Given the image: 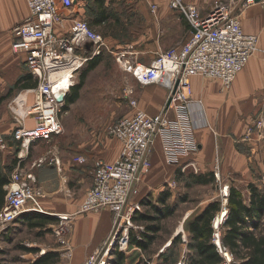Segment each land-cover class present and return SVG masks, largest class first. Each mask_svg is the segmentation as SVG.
I'll use <instances>...</instances> for the list:
<instances>
[{
	"label": "built area",
	"instance_id": "2783aa9c",
	"mask_svg": "<svg viewBox=\"0 0 264 264\" xmlns=\"http://www.w3.org/2000/svg\"><path fill=\"white\" fill-rule=\"evenodd\" d=\"M79 1L83 0H25L27 17L11 29V49L24 56L23 66L37 84L30 91L33 103L27 107L23 118L31 119V126L24 120L12 133V140L19 145V150L16 167L4 187L6 196L0 210V235L23 214H47L41 206L44 194L36 187L34 175L21 168L22 152H27L32 143L49 142L62 133L59 115L63 112L66 94L76 83L78 72L86 62L109 52L103 37L86 21L75 18L74 9ZM236 2L238 0L215 2L210 13L202 17L194 5L169 0V7L186 20L191 34L181 47L159 53L147 66L135 61L132 53L127 51L110 52L120 69L130 74L138 85L164 87L170 103L159 114L148 116L131 100L132 113L108 127V134L121 144L118 158L112 163L95 162L92 186L73 215H49L58 221L54 233L60 244L66 245L63 237L74 216L107 209L114 217V236L120 232L115 249L117 246L120 250L127 247L129 229L137 228L132 224V217L140 212L138 202H129L138 196V187L150 171V154L156 139L160 141L166 165L182 175L191 166L192 174H197L191 157L199 152L201 145L194 136V123L189 113L192 103L190 79L216 80L223 88H228L258 50V36L242 30ZM255 3L264 6V0H244L240 7ZM155 9V6L151 7V11ZM66 22L71 24L70 36L56 35L55 27L63 29ZM83 45L89 47V53L84 56L77 53ZM66 72L64 78L62 74ZM8 149L7 139L0 135V152L5 153ZM44 162L39 160L38 165ZM74 162L83 165L85 158L76 157ZM213 176L219 183L217 169ZM228 191L226 186L220 190L224 201ZM226 212L227 209H222L212 221V244L222 259L219 264H232V255L222 246L218 232ZM43 253L41 251L40 255ZM84 264L106 263L97 252Z\"/></svg>",
	"mask_w": 264,
	"mask_h": 264
},
{
	"label": "crops",
	"instance_id": "0c3cea01",
	"mask_svg": "<svg viewBox=\"0 0 264 264\" xmlns=\"http://www.w3.org/2000/svg\"><path fill=\"white\" fill-rule=\"evenodd\" d=\"M228 1L182 0L185 5L197 7L202 17L210 13L215 2ZM243 1L236 2V13L242 30L247 34L258 36V51L237 75L225 95H221L220 83L216 80L205 82L200 77L190 79L192 99L200 98L203 104L202 111L200 105L195 102L189 106V113L195 126V138L201 145L199 152L191 159L199 162L201 158L202 161L212 164L210 172L214 170L216 162L220 163L219 174L221 173L222 179L237 175L264 181V140L255 139V136H252L249 141L244 140L248 125L245 122L264 116V6L255 3L242 8L240 6ZM81 2L75 6V18L86 21L95 33L103 37L109 49V52L104 53L127 51L132 53L135 61L145 66L149 65L159 53L181 47L191 34L186 20L169 7V0H83ZM152 6L156 7L154 11H151ZM24 8L25 19L27 17L25 3ZM70 29L71 24L66 22L63 29L55 27L54 32L58 36L69 37ZM77 53L84 56L85 53H89V47L83 45ZM17 57L18 59L14 60L7 55L6 64L1 63L7 68L9 74L0 77V93L5 88H12L15 85H12L13 82L16 83L18 79L28 74L24 70L18 72V75L10 76V67H14L13 70H15L18 64L23 65L24 56L20 54ZM86 63L81 69L85 68ZM102 64L103 62H100L88 73L79 90L78 100L69 106L68 114L81 97L94 101L104 96H111L109 87L105 88L104 84L92 82L93 75ZM118 68L124 78V82L119 86L118 97L128 102L134 100L138 110L148 116L159 114L166 105L167 90L159 85L140 86L130 74L122 71L119 66ZM81 69L77 74L76 83ZM31 90L22 89L26 94L23 104L25 107L33 102ZM115 94L117 95L116 92ZM93 103L88 100L81 111L91 113L95 107ZM127 106H122L118 113L127 114L124 117L130 115L133 109L129 104ZM204 120L213 128L201 126ZM228 120L230 122H227ZM28 125L31 126V124ZM62 127L69 139L80 136L82 131V128L73 121L63 123ZM7 141L9 149L4 153L5 156H0L2 175H11L17 163L18 148L14 146L13 140L12 143L10 139ZM92 142L99 148L95 147L88 156H84L86 163L83 165L74 162V158L79 155L74 156L75 154L71 153L72 150H60L51 157L43 155L31 158L28 151L22 152L24 169L34 175L36 187H39L44 194L41 206L46 215H73L79 209L85 193L92 186L94 160L101 159L104 163H112L118 158L121 144L117 139L102 142L98 137ZM39 160H46V162L39 166ZM150 162V171L140 184L138 196L142 194L141 189L144 187H154L155 184L159 185L172 177L173 167L166 165L158 139L152 147ZM163 191L161 190L160 193ZM136 202L140 203L138 200ZM113 221L114 217L107 209L95 213L78 214L68 224V233L63 237L66 245L60 244V240L56 239L57 247L49 248L48 251L41 249L28 262H33L45 253H56L59 255V264H84L90 256L99 252L104 246L113 230ZM57 223L55 219L52 225ZM67 250L70 252L66 253ZM41 251L44 252L42 255H40Z\"/></svg>",
	"mask_w": 264,
	"mask_h": 264
},
{
	"label": "rangeland",
	"instance_id": "374dc122",
	"mask_svg": "<svg viewBox=\"0 0 264 264\" xmlns=\"http://www.w3.org/2000/svg\"><path fill=\"white\" fill-rule=\"evenodd\" d=\"M24 3L25 0H0V77L5 76V74H9L7 73V68L1 64L3 62L6 64L5 57L9 55L14 60L18 59V55L13 53L11 49V43L13 41L11 29L25 17L26 11ZM100 62H103V64L93 75L92 82L100 85L104 84L105 88L109 87L112 93L111 96H104L103 98L95 99L94 101L93 99L91 100L81 97V99L77 101L76 106H73V109L69 114L68 112L70 109H68V111H63L59 115L62 126L63 123L67 124L73 121L74 124L82 128L80 136H73V139H69L68 134L64 132V127H62V133L53 138L51 141H41L30 144L28 146L30 158L32 156L43 155L51 157L60 150H72L71 153L75 154L74 156L79 155L77 157H84L88 156L95 147L99 148L94 145V142H92L94 138L99 137L102 142H105L106 140L108 142L113 140L114 137L108 134V127L127 115L120 114L118 111L122 106L128 107L127 105L129 102L123 100L121 97H118L119 86H121L124 82V78L122 72L118 68L115 56L110 53H104L100 57L98 65ZM13 68L14 67H10V76H13V74L18 75V72H23L25 70L22 63L18 64L17 68L15 67V70H13ZM201 79L205 82L211 80L205 78ZM14 84L15 83L13 82L12 85ZM231 85L228 88H223L220 85L219 91L221 95H225L229 91ZM13 87L14 86H12V88H5L3 92L0 93V135L4 136L7 140L10 139V143L13 142V131L23 124L24 120H26L28 124H31V122H29L31 119H23L28 106H24L23 111L21 112L17 102V99L24 94V92L22 89H16ZM190 91V101L199 104L202 111V100L200 98L196 100L192 99L193 92L191 85ZM88 100L92 103L94 102L93 104L95 105L93 111L89 114L81 111L87 105L85 102ZM103 103L108 104L104 105ZM85 109L89 110V108ZM206 122L204 120L201 126L207 128L212 127L208 122ZM227 122H230V120ZM245 123H248V125L247 130L245 131L246 136H244V140L249 141L252 136H255V139L259 138L264 140V116L253 119V121H246ZM13 143L15 144L13 145L18 148L17 150H19V145L15 142ZM14 149L16 148L14 147ZM3 155L4 153L0 152V156L3 157ZM96 161H101V159L94 160V164ZM191 161L195 163L197 170V172H195L197 173L196 176L190 175L194 173L191 166L185 170L184 175H177V170L172 168V177L166 182L159 185L155 184L154 187H144L141 189L143 192L140 196L137 198L132 197L130 199L129 204L136 203L137 200L140 202V212L149 215V217H157V213L153 212V210L148 206H142L141 202H147L149 200L151 204H156V200L160 196L161 190H167L170 194V197L164 206H167L168 209L172 210L171 216L156 222L148 220L147 222L141 224L134 223L132 220V224L137 228L129 229V237L130 235H134L137 238L142 236V234L147 231L146 227L149 225H156L159 227V232L157 233L152 234L151 232H148L150 235H153L155 239L148 250L143 251L138 249L135 246L130 245L129 242L127 243V247L120 250L117 246L115 249L114 246L117 245L120 232L114 236L115 229H113L104 246L99 250L100 256L104 259L106 264H191L190 257L193 255L194 250L189 244V225L208 205L212 203L217 202L220 207V211L216 213L215 216L219 215L222 209L228 210L227 198L226 201H224L222 197H220V190L222 187L226 186L228 189H236L239 193H241L245 203H247L249 195L247 190L248 185H253L258 189H262L264 187V181L262 180L259 181V179H252L250 177L242 178L237 175H232L231 177L223 179L220 176L219 183L214 179L213 181L210 180L207 182V184H198L195 177L201 176L207 180L208 178L206 175L210 173L212 164L210 165V163L202 161L201 158L199 159V162L195 159H191ZM49 164H51V162ZM219 164L220 163L216 162L214 166V170L217 169L218 172H220ZM21 168H24L23 163H21ZM0 170H2L1 164ZM164 206L161 205L159 209H162ZM182 225L184 227L183 231L181 230ZM56 227L57 224L51 225L41 231L39 229H30L27 224H23L21 222L9 225L6 231L0 235V264H20L28 262L31 258L36 256L35 253H25L20 249L22 247L38 249V251L41 249L48 251L49 248L52 249L57 247V236L54 233ZM218 232L221 236V225ZM118 253L123 255L122 260L118 259ZM232 264H239V262L234 261L233 256Z\"/></svg>",
	"mask_w": 264,
	"mask_h": 264
},
{
	"label": "trees",
	"instance_id": "16d2710c",
	"mask_svg": "<svg viewBox=\"0 0 264 264\" xmlns=\"http://www.w3.org/2000/svg\"><path fill=\"white\" fill-rule=\"evenodd\" d=\"M101 56L88 61L85 68L81 69L77 83L65 96L63 111H68L69 106L78 100L79 90L83 86L86 76L98 65ZM36 84V80L33 81V77L27 74L18 79L14 87L16 89H34ZM178 174H180L179 171H177ZM190 175L196 176L197 174ZM9 176L8 174L2 175L0 173V210L4 205L6 196L4 187L9 183ZM206 176L207 180L201 176L195 177L196 182L198 184H207L210 180H214L212 172ZM247 190L249 195L247 203H245L241 193L236 189H229L227 197L228 210L221 225V244L231 253L234 261L239 262V264H264V187L258 189L253 185H248ZM169 197L170 194L166 190L160 194L156 200V204H151L149 200L141 202L142 206H148L153 212L157 213V217H149V215L143 212H136L132 217L133 222L137 224L145 223L148 220L156 222L171 216L172 210L164 206ZM161 205L164 207L159 209ZM219 211V204L217 202L212 203L189 225V244L194 250L193 255L190 257L191 264H219L222 261L221 256L212 244V221L215 214ZM20 222L27 224L30 229L42 231L47 226L52 225L55 219L45 214L28 213L21 215L14 224ZM146 229L147 231L138 238L130 235L129 244L143 251L148 250L155 240L154 236L148 232L152 234L157 233L159 232V227L149 225ZM20 249L29 254L38 252V249L25 247ZM122 256L121 253L117 255L118 259L121 260ZM20 264H59V255L56 253H45L33 262H23Z\"/></svg>",
	"mask_w": 264,
	"mask_h": 264
},
{
	"label": "bare ground",
	"instance_id": "6f19581e",
	"mask_svg": "<svg viewBox=\"0 0 264 264\" xmlns=\"http://www.w3.org/2000/svg\"><path fill=\"white\" fill-rule=\"evenodd\" d=\"M62 76L64 77V78H66V76H67V72L66 73H64V74H62ZM26 94H23V95H21L18 99H17V102H18V105H19V107H20V109H21V112L23 111V107H24V102H25V99H26V96H25ZM224 212H225V210H224ZM181 230L183 231L184 230V227H183V225L181 226Z\"/></svg>",
	"mask_w": 264,
	"mask_h": 264
},
{
	"label": "water",
	"instance_id": "95a60500",
	"mask_svg": "<svg viewBox=\"0 0 264 264\" xmlns=\"http://www.w3.org/2000/svg\"><path fill=\"white\" fill-rule=\"evenodd\" d=\"M175 87H176V86H175ZM169 103H170V100H167L166 106H168V105H169Z\"/></svg>",
	"mask_w": 264,
	"mask_h": 264
}]
</instances>
